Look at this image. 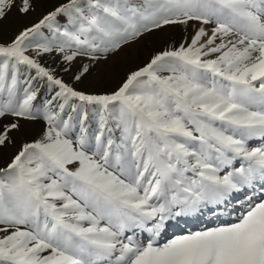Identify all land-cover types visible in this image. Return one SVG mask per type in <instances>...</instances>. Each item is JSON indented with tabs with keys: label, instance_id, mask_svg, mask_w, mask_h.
<instances>
[{
	"label": "snow or ice",
	"instance_id": "1",
	"mask_svg": "<svg viewBox=\"0 0 264 264\" xmlns=\"http://www.w3.org/2000/svg\"><path fill=\"white\" fill-rule=\"evenodd\" d=\"M0 264H264V0H60L0 38Z\"/></svg>",
	"mask_w": 264,
	"mask_h": 264
},
{
	"label": "rangeland",
	"instance_id": "2",
	"mask_svg": "<svg viewBox=\"0 0 264 264\" xmlns=\"http://www.w3.org/2000/svg\"><path fill=\"white\" fill-rule=\"evenodd\" d=\"M59 2L60 0H37V10L27 17H20L14 11L6 20L0 22V38H10L11 35H13L23 25L35 22L46 11L53 8ZM172 35L178 37L180 35L179 30L173 32ZM148 43L149 46H145L143 42L133 45L120 56L113 57L107 65H102L96 75V80H99L101 75L103 77L100 86L109 89L115 87L119 78L125 71H127L130 67H133L136 63L142 61L148 55L151 47L159 46L160 37L154 36L149 39ZM44 59L51 64V60L48 56H45Z\"/></svg>",
	"mask_w": 264,
	"mask_h": 264
},
{
	"label": "bare ground",
	"instance_id": "3",
	"mask_svg": "<svg viewBox=\"0 0 264 264\" xmlns=\"http://www.w3.org/2000/svg\"><path fill=\"white\" fill-rule=\"evenodd\" d=\"M192 223H194V221L189 220L188 224L186 225L184 220L182 219L179 221V227H177L175 222H174L173 227L169 229L168 236H166L165 239L170 237L173 232H179L180 228L190 227L192 225Z\"/></svg>",
	"mask_w": 264,
	"mask_h": 264
}]
</instances>
